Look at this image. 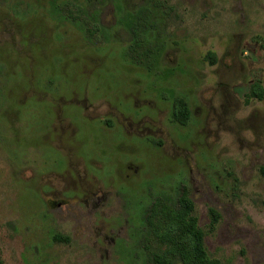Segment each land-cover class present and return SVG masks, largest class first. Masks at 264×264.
I'll return each instance as SVG.
<instances>
[{
    "label": "rangeland",
    "instance_id": "obj_1",
    "mask_svg": "<svg viewBox=\"0 0 264 264\" xmlns=\"http://www.w3.org/2000/svg\"><path fill=\"white\" fill-rule=\"evenodd\" d=\"M261 166L264 0H0V264H150L182 188L210 257L264 264Z\"/></svg>",
    "mask_w": 264,
    "mask_h": 264
},
{
    "label": "trees",
    "instance_id": "obj_2",
    "mask_svg": "<svg viewBox=\"0 0 264 264\" xmlns=\"http://www.w3.org/2000/svg\"><path fill=\"white\" fill-rule=\"evenodd\" d=\"M209 58L212 63L214 56L209 55ZM251 95L258 99L262 97L260 90ZM171 117L182 125L187 122L190 110L183 99H174ZM259 174L264 178V166L259 167ZM209 216V229L213 230L219 215L210 209ZM144 219L148 229L144 248L150 264H223L209 256L204 244L205 233L198 225L194 204L185 188L181 189L175 203L168 204L161 198H155Z\"/></svg>",
    "mask_w": 264,
    "mask_h": 264
}]
</instances>
